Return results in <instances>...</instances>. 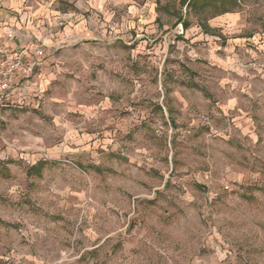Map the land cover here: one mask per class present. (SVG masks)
<instances>
[{
  "label": "rangeland",
  "instance_id": "1",
  "mask_svg": "<svg viewBox=\"0 0 264 264\" xmlns=\"http://www.w3.org/2000/svg\"><path fill=\"white\" fill-rule=\"evenodd\" d=\"M241 1L182 29L175 0H95L93 33L49 41L1 110L0 264H264V0Z\"/></svg>",
  "mask_w": 264,
  "mask_h": 264
},
{
  "label": "crops",
  "instance_id": "2",
  "mask_svg": "<svg viewBox=\"0 0 264 264\" xmlns=\"http://www.w3.org/2000/svg\"><path fill=\"white\" fill-rule=\"evenodd\" d=\"M0 0V36L16 29L19 33L16 44L25 41V38L31 40H43L46 44L53 37L65 36L62 31H71L74 37H82L93 33L96 19L88 20L85 13L94 11L95 0ZM191 0H175L181 6L178 9V21L182 29H188L191 22L187 17H183V7L186 13L202 12L210 7L216 9L215 17L220 14L232 13L241 9L243 3L237 0L238 6L223 10L218 3L213 4H193ZM62 3H73L75 8L62 9ZM181 17V18H180ZM206 32L213 29L214 25L203 24ZM67 35V34H66ZM41 67V66H40ZM13 98L19 99L17 96ZM6 106V105H5ZM2 110V109H1ZM1 117V111H0Z\"/></svg>",
  "mask_w": 264,
  "mask_h": 264
},
{
  "label": "built area",
  "instance_id": "3",
  "mask_svg": "<svg viewBox=\"0 0 264 264\" xmlns=\"http://www.w3.org/2000/svg\"><path fill=\"white\" fill-rule=\"evenodd\" d=\"M19 36L16 29L0 36V111L14 96L24 97L30 78L46 57L45 41L25 38L16 44Z\"/></svg>",
  "mask_w": 264,
  "mask_h": 264
},
{
  "label": "trees",
  "instance_id": "4",
  "mask_svg": "<svg viewBox=\"0 0 264 264\" xmlns=\"http://www.w3.org/2000/svg\"><path fill=\"white\" fill-rule=\"evenodd\" d=\"M183 2L185 0H182ZM193 4H213L218 6L217 4L219 3L220 6L223 10H229V8H234L238 6L237 0H191ZM181 18V17H180ZM32 168L36 169L37 171L40 169L39 165L33 166Z\"/></svg>",
  "mask_w": 264,
  "mask_h": 264
}]
</instances>
